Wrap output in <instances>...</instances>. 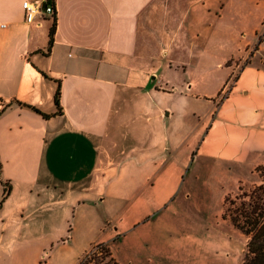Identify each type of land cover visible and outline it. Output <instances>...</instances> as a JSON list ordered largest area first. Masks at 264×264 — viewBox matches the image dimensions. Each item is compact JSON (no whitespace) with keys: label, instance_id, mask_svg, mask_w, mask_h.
<instances>
[{"label":"crops","instance_id":"obj_1","mask_svg":"<svg viewBox=\"0 0 264 264\" xmlns=\"http://www.w3.org/2000/svg\"><path fill=\"white\" fill-rule=\"evenodd\" d=\"M25 1L0 0V264H80L98 244L116 258L175 153L255 115L264 0H53L32 23Z\"/></svg>","mask_w":264,"mask_h":264},{"label":"rangeland","instance_id":"obj_2","mask_svg":"<svg viewBox=\"0 0 264 264\" xmlns=\"http://www.w3.org/2000/svg\"><path fill=\"white\" fill-rule=\"evenodd\" d=\"M253 110V116L231 113L218 127L204 128L192 155L175 153L155 189L116 225L120 231L110 245L118 264L244 263L248 236L231 219L261 185L264 165L250 167V160L264 153V99L258 97ZM80 264L113 259L96 250Z\"/></svg>","mask_w":264,"mask_h":264},{"label":"trees","instance_id":"obj_3","mask_svg":"<svg viewBox=\"0 0 264 264\" xmlns=\"http://www.w3.org/2000/svg\"><path fill=\"white\" fill-rule=\"evenodd\" d=\"M55 32V27L51 29V38ZM52 40L50 41V45ZM50 49L48 50V52ZM55 103L60 108V91L55 96ZM22 104V103H20ZM35 111L42 113L37 108L30 106ZM45 117L50 115L42 113ZM261 185L256 187L250 194V201L242 202L238 212L231 219L232 224L241 229L248 236L247 250L243 264H264V168L261 170ZM11 193V187L5 184V192L0 207L4 204ZM224 218L225 215H224ZM99 254L106 253L113 259V264H118L113 253L105 244H99Z\"/></svg>","mask_w":264,"mask_h":264},{"label":"built area","instance_id":"obj_4","mask_svg":"<svg viewBox=\"0 0 264 264\" xmlns=\"http://www.w3.org/2000/svg\"><path fill=\"white\" fill-rule=\"evenodd\" d=\"M52 1L53 0L25 1L23 3V7L26 10V21L32 23L35 20L36 16L43 11V8L46 13L55 14L56 5ZM228 94L229 88L223 92V98H225ZM96 250H100L99 244L94 246L86 256H90L92 253L96 252Z\"/></svg>","mask_w":264,"mask_h":264}]
</instances>
